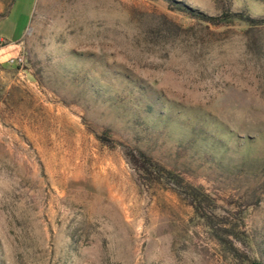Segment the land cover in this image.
Listing matches in <instances>:
<instances>
[{
	"label": "rangeland",
	"instance_id": "1",
	"mask_svg": "<svg viewBox=\"0 0 264 264\" xmlns=\"http://www.w3.org/2000/svg\"><path fill=\"white\" fill-rule=\"evenodd\" d=\"M181 1L264 16V0ZM137 150L201 186L209 222ZM243 255L264 264V25L212 26L164 0H13L0 18V264Z\"/></svg>",
	"mask_w": 264,
	"mask_h": 264
},
{
	"label": "trees",
	"instance_id": "2",
	"mask_svg": "<svg viewBox=\"0 0 264 264\" xmlns=\"http://www.w3.org/2000/svg\"><path fill=\"white\" fill-rule=\"evenodd\" d=\"M13 0L10 1V6ZM171 10H176L183 12L184 14L195 18L196 20L203 21L206 24L212 26H220L227 23H231L235 20L244 22L250 26H260L264 25V16H252L247 12L239 10H223L219 14L209 15L196 8H193L191 5L187 4L181 0H164ZM10 6L4 12L0 13V18L6 16ZM102 140H108L107 137H100ZM131 159L135 165H138V168L146 176H153L159 181L169 182L174 184L178 189H175L179 194L183 195L193 207L194 211L200 218H204L209 222V216L206 212V206L211 201L210 196L202 189L201 186L192 185L190 183L184 182V179L180 177L177 173L165 169L158 162L152 159L146 152L142 150H137L136 154L133 152L130 153ZM223 243H226L228 248H231L230 243L227 239H220ZM243 262H249L254 264V260L250 259L243 255L241 257ZM260 264V263H255Z\"/></svg>",
	"mask_w": 264,
	"mask_h": 264
},
{
	"label": "built area",
	"instance_id": "3",
	"mask_svg": "<svg viewBox=\"0 0 264 264\" xmlns=\"http://www.w3.org/2000/svg\"><path fill=\"white\" fill-rule=\"evenodd\" d=\"M13 60H14L13 58L10 59V61H13ZM21 61H22L21 57L16 58V62L19 63V62H21Z\"/></svg>",
	"mask_w": 264,
	"mask_h": 264
},
{
	"label": "crops",
	"instance_id": "4",
	"mask_svg": "<svg viewBox=\"0 0 264 264\" xmlns=\"http://www.w3.org/2000/svg\"><path fill=\"white\" fill-rule=\"evenodd\" d=\"M29 14H30V12H29Z\"/></svg>",
	"mask_w": 264,
	"mask_h": 264
}]
</instances>
